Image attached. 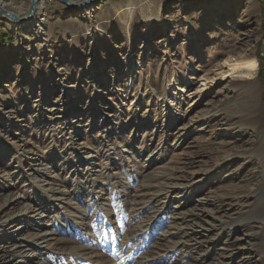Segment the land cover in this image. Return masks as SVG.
<instances>
[{
  "label": "rangeland",
  "instance_id": "rangeland-1",
  "mask_svg": "<svg viewBox=\"0 0 264 264\" xmlns=\"http://www.w3.org/2000/svg\"><path fill=\"white\" fill-rule=\"evenodd\" d=\"M250 1L241 14L225 0H41L31 23L0 15V221L26 223L2 226L18 241L0 237L5 256L264 264V189L250 194L264 182V0ZM247 49L252 78L231 69Z\"/></svg>",
  "mask_w": 264,
  "mask_h": 264
},
{
  "label": "bare ground",
  "instance_id": "bare-ground-1",
  "mask_svg": "<svg viewBox=\"0 0 264 264\" xmlns=\"http://www.w3.org/2000/svg\"><path fill=\"white\" fill-rule=\"evenodd\" d=\"M219 1L222 2V0H219ZM213 2H215V0H213ZM225 2H228V3L234 5L237 8H238V6H241L242 7V13L241 14H243L246 11H252L253 8H254V6H255L254 3L251 2L250 0H225ZM2 3L4 4V7H7V6L14 7L13 4H11V3L9 4L8 2L6 3V2H1L0 1V5H2ZM213 4L215 5V3H213ZM216 5L222 7V4L220 2H217ZM9 7H7V8L9 9ZM39 24H40L39 23V18H37V19L35 18L33 25L35 27H37ZM247 50H249V49H247ZM253 52L254 51L251 49L249 51H246V53L244 55H241L240 58L235 59V63L232 65L231 69L233 71L235 69H240L241 72L243 71L246 75L250 76V78L254 77V75H255V73L257 71L258 64H257V60H256L255 56L253 55ZM250 82L254 84V81H250ZM238 88H240V87H237L235 85V86H231V89L230 90L231 91H236V90H238ZM227 103H228V101H223V105H226ZM178 130L179 131L177 132L178 133L177 138L179 140L182 139V138H184L187 135V133H188V130L186 129V127L184 128L183 125L181 127H179ZM261 156L263 158V174H264V149L261 152ZM263 181H264V178H263ZM263 189H264V182L261 181L260 184L251 191L250 194L255 199L256 198L258 199L260 197ZM257 206H258V201L257 200L255 202L251 203V207L252 208L255 209ZM21 217H22L21 215H19V216H16L15 215V216H12L10 219L4 220L2 222L0 221V232H1L0 237H1V239L3 237L4 240L13 242V244H16V242H18L17 239L15 238L16 237V233H15L14 230H18V227L22 226L23 224L26 226V223H22ZM40 217H41V215L35 217V221L40 220L41 219ZM9 223L10 224L13 223L14 225L10 226V228L14 227L15 229L14 230H11V231H6L4 233L3 230H2L3 229L2 226L3 225H6V224L8 225ZM44 223H46V222H44ZM44 223L38 224L39 225L38 226L39 229H38V231H37V233L35 235L36 239H38V238H41V240H43V239L45 240L46 239V236H45L46 234L44 235V233H46V232L43 231V230H46V229L42 228V227H45V224ZM220 225H221V229H222V227L225 225V221H222ZM25 226H23V227H25ZM254 227H255L254 225H246L245 226V229H248V230L251 231V230L254 229ZM221 229H220V232H219L220 233V239L219 240H221L224 237H226L225 231H222ZM18 231H21V229L18 230ZM40 231H42L44 233H39ZM259 233H260L259 234V238L264 235V224H262L260 226ZM252 239H249V241H248L249 244L251 245V248H252V246L254 247V244H255V243H252ZM0 242H1V244H0V251H1V254H0V264H17L16 260H14V256H12V255L5 256L4 255V252L2 251V247H1L2 241L0 240ZM260 260H264V254L260 257Z\"/></svg>",
  "mask_w": 264,
  "mask_h": 264
},
{
  "label": "water",
  "instance_id": "water-1",
  "mask_svg": "<svg viewBox=\"0 0 264 264\" xmlns=\"http://www.w3.org/2000/svg\"><path fill=\"white\" fill-rule=\"evenodd\" d=\"M41 0H30L29 5L25 13H16L7 7H4V4L0 5V15L6 22L15 23V24H25L31 23L34 17V12L36 10L38 2ZM68 8H85L91 7L96 0H59Z\"/></svg>",
  "mask_w": 264,
  "mask_h": 264
},
{
  "label": "trees",
  "instance_id": "trees-1",
  "mask_svg": "<svg viewBox=\"0 0 264 264\" xmlns=\"http://www.w3.org/2000/svg\"><path fill=\"white\" fill-rule=\"evenodd\" d=\"M257 58L259 60V71H258V75H259L260 78L264 79V65H263L262 56L258 55Z\"/></svg>",
  "mask_w": 264,
  "mask_h": 264
}]
</instances>
